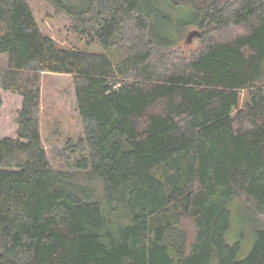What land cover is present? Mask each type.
I'll use <instances>...</instances> for the list:
<instances>
[{"label":"trees","instance_id":"trees-1","mask_svg":"<svg viewBox=\"0 0 264 264\" xmlns=\"http://www.w3.org/2000/svg\"><path fill=\"white\" fill-rule=\"evenodd\" d=\"M44 1L88 47L0 0V91L22 97L0 264H264V0H172L201 32L189 52L142 0ZM43 75L73 78L68 168L44 145Z\"/></svg>","mask_w":264,"mask_h":264},{"label":"rangeland","instance_id":"rangeland-1","mask_svg":"<svg viewBox=\"0 0 264 264\" xmlns=\"http://www.w3.org/2000/svg\"><path fill=\"white\" fill-rule=\"evenodd\" d=\"M35 17L52 38L63 47L85 49V41H80L70 30L69 20L57 14L44 0H28ZM143 8L151 13H159L161 32L175 42L181 51H193L199 47L198 38L187 42L188 34L199 29L191 25L193 17L188 10L175 6L172 0H142ZM171 18L169 21L165 20ZM171 33V36L168 34ZM92 51L100 49L92 45ZM22 107V97L16 93L0 91V138L16 137V119ZM41 129L48 157L56 168H68L71 153L66 148L70 139L82 134V125L76 107L73 78L67 75H43ZM71 160V159H70Z\"/></svg>","mask_w":264,"mask_h":264},{"label":"water","instance_id":"water-1","mask_svg":"<svg viewBox=\"0 0 264 264\" xmlns=\"http://www.w3.org/2000/svg\"><path fill=\"white\" fill-rule=\"evenodd\" d=\"M201 36V32L197 29V30H193L188 34L187 37V42H191L192 40H194L195 38H199Z\"/></svg>","mask_w":264,"mask_h":264}]
</instances>
